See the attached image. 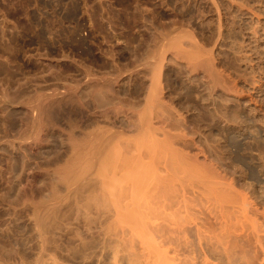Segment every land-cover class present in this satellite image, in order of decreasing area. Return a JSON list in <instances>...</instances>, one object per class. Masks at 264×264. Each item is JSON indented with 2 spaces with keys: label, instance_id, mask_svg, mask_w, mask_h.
<instances>
[{
  "label": "bare ground",
  "instance_id": "1",
  "mask_svg": "<svg viewBox=\"0 0 264 264\" xmlns=\"http://www.w3.org/2000/svg\"><path fill=\"white\" fill-rule=\"evenodd\" d=\"M114 1L63 0L44 19L27 2V25L0 29V264H264V206L240 171L259 168L241 150L260 138L248 114L264 124V57L260 75L245 65L230 8L251 15V40L264 15L206 0L196 35L175 0ZM26 30L41 41L20 61ZM143 32L161 44L139 52ZM43 69L47 89L31 84Z\"/></svg>",
  "mask_w": 264,
  "mask_h": 264
},
{
  "label": "rangeland",
  "instance_id": "2",
  "mask_svg": "<svg viewBox=\"0 0 264 264\" xmlns=\"http://www.w3.org/2000/svg\"><path fill=\"white\" fill-rule=\"evenodd\" d=\"M10 1H11V3H10ZM19 2H17V0L14 2L13 0H2V2H1V0H0V29L2 28V27H4V25H6L7 23H6V21L8 20L9 21V23H10V21H11V23H12V21H14L15 22V24L17 25V23L19 24V22L18 21H22V22H24V23H20L19 25H23V24H25V25H27V21H25L27 18L25 17V15H26V13H24L25 11H23V13L25 14H23L22 13V10L23 9H25V7H27V8H29L30 6H32L31 7V10L32 11H34L35 12V10H36V15H39L40 13H41V11H39V8H43V10L45 11L46 10V7L48 6V7H50L51 8V5H52V8H57V7H59L60 5H63V0H59V4H58V2H56V1H58V0H35V2H34V0H18ZM24 1H25V3H24ZM39 3V5H41L40 7H38L39 5H38V3ZM61 1H62V4H61ZM80 1V3L82 2V0H79ZM124 1V2H123ZM130 1V2H129ZM134 1H136V0H134ZM138 1H141L142 2V0H138ZM147 1H150V3H153V1H155L156 2V0H153L152 2H151V0H143V2H144V4H145V2H146V4L147 3H149V2H147ZM176 2L175 3H177V6L178 7H180V8H178V10H180L179 11V17H178V19H177V21H178V25H177V27L178 28H180V29H188V30H190V31H192V32H194L196 35H202L203 33H206V32H208L209 31V23H210V17L212 18V16H213V13H212V11H211V8L209 7V5H208V3H206L207 1L206 0H175ZM221 2H225V0L223 1V0H220ZM3 2H5V3H3ZM17 2V3H16ZM21 2H22V4L24 5H21ZM27 2H30V3H28V4H30V6H28V4H27ZM31 2H33V3H35V4H32ZM42 2V4H40ZM45 2H47V3H45ZM66 2V1H65ZM117 2V1H116ZM115 1H114V3L115 4H117V3H119V2H121V3H127V4H129V3H132L133 1L132 0H122V1H118L117 3H116ZM129 2V3H128ZM142 2V3H143ZM245 2L248 4V6L250 7V8H254L255 10H257V11H259L260 13H262L263 15H264V0H245ZM3 3V4H2ZM10 4V6L12 7H10L11 9V11L13 10L14 11V13H13V11L11 12V13H9V6H7V5H9ZM179 3V4H178ZM5 4H7V5H5ZM12 4V5H11ZM20 4V5H19ZM32 4V5H31ZM37 4V5H36ZM58 4V5H57ZM15 5V6H14ZM34 5V6H33ZM54 5V6H53ZM187 5H189L190 7H191V11H190V13H186L185 14V17L184 18H182L181 17V9H183L182 7H185V6ZM19 6V7H18ZM21 6L23 7V9L21 8ZM8 7V8H7ZM16 7H18V11L17 10H15L16 9ZM33 7H35V8H33ZM36 7H38L37 9H36ZM48 7H47V10L46 11H48L49 12V9H48ZM4 8H7L6 10L4 9ZM15 8V9H14ZM236 8V9H235ZM20 9H22L21 11H19ZM159 9H160V11H161V13L163 14H167V12L169 11L168 9H166V8H164V7H159ZM233 9V10H232ZM6 11H8V13L6 12ZM38 11H39V13H38ZM210 11V12H209ZM230 11L233 13V15L236 17V22L237 23H239V22H241V21H244L245 23H247V24H245V31L244 32H242V33H239V37H238V43H239V45L241 46V47H243V57H245L244 59V63L245 62H247V60H248V62L247 63H245V65L248 67V65L249 66H252V70H253V68H255V72H256V75H260L259 73H260V71H259V68H258V66H259V62H261V59H259V58H257V55L255 54V48L257 47V46H260V49L262 48V50H260L261 51V56H260V58H263L264 57V18L263 19H261V24L260 25H258V27L256 26V28H257V32H258V34L256 35V38L255 39H250V37L248 36V33H250L251 32V30L249 29V27H250V25H251V15L250 14H248V12H246L245 10H240V9H238L237 7H234V8H230ZM19 12H21V13H19ZM16 13H17V15H16ZM19 14H20V16H19ZM42 14V13H41ZM40 14V15H41ZM211 14H212V16H211ZM46 16H47V14H45ZM44 14H42V18L45 16ZM19 18H18V17ZM21 16H24V18H26V19H24L23 20V17H21ZM46 16L44 17V18H46ZM17 17V18H16ZM48 17H49V15H48ZM57 17V16H56ZM81 18V21H82V16H80ZM238 17V18H237ZM13 19V20H11V19ZM16 18V19H15ZM43 18V19H44ZM58 18V17H57ZM54 19V20H60L61 19V17L59 16V19ZM10 19V20H9ZM238 19V20H237ZM242 19V20H241ZM250 20V21H249ZM14 22L12 23V24H14ZM60 22H61V20L59 21V23H57V24H60ZM7 24L6 26H10V25H12L11 23L10 24ZM84 24H86V22L84 21L83 22ZM4 24V25H3ZM14 24V25H15ZM159 25V29L161 30V31H164L165 33L167 32H170L169 30H168V27H164V23L162 22L161 24H158ZM86 26L87 27H84V30L86 31L88 28H89V26L86 24ZM262 26V27H261ZM261 28V29H260ZM167 29V30H166ZM83 30V31H84ZM88 30H90V28L88 29ZM86 31V33H85V31L83 32V35L85 36V37H87L88 39H92V41L95 39L96 40V38H95V35H93V33H92V31L90 30V31ZM207 30V31H206ZM250 30V31H249ZM27 31V32H26ZM26 31H24L25 33H22V35H20V36H22V38H20V37H18L17 38V44H18V46L20 45V53L18 54V59L20 60V61H24L25 59V55L24 54H26L25 53V50L24 49H29L30 51H32V52H34V50L38 47V45H39V42L38 41H41L40 40V35L38 36L36 33L34 34V32L32 33V31L30 32V30H26ZM260 31V32H259ZM27 33V35H25ZM91 34V38H90V34ZM143 33H145L144 34V42H143V44L141 43V46H140V48L139 49H142V50H139V52H144V51H149V50H152V49H154V48H157L160 44H161V41H160V39L159 38H157V36L156 37H152L149 33H146V32H143ZM0 35H1V30H0ZM36 35V36H35ZM46 35H48V34H46ZM244 35V36H243ZM23 37H24V39H23ZM38 37V38H37ZM26 38V39H25ZM45 38H46V36H45ZM47 38H50V35H48V37ZM58 38V37H57ZM21 39V40H20ZM38 41H37V40ZM260 39V40H259ZM18 40H19V42H18ZM27 40V41H26ZM28 40H30V41H28ZM31 40H33L32 42H31ZM34 40H36L37 42H38V44H36L37 42L36 41H34ZM94 40V41H95ZM146 40V41H145ZM247 40H249V41H247ZM25 42V43H24ZM29 42H31L32 43V46H28L30 43ZM22 43V44H21ZM33 43H34V45H33ZM260 43V44H259ZM242 44V45H241ZM22 45H24L23 47H26V48H21V46ZM37 45V46H36ZM143 46V47H142ZM32 47V48H31ZM250 47V48H249ZM35 48V49H34ZM144 48V49H143ZM251 48H252V50H251ZM223 50H226L227 48H222ZM22 50H24V51H22ZM24 53V54H23ZM246 53V54H245ZM250 53H251V55H250ZM97 54V53H96ZM93 55H95V51H94V54ZM92 55V56H93ZM245 55V56H244ZM247 56H249L248 58H247ZM252 56H254V57H252ZM252 58V65H251V63L249 62L250 61V59ZM24 59V60H23ZM253 59L255 60L254 62H253ZM258 60V61H257ZM257 64V65H256ZM254 66V67H253ZM257 67V68H256ZM249 68V67H248ZM38 71V73L36 72V75L35 76H37L38 75V77H35V76H33L35 79H33V77L32 76H30L31 77V84L33 83L32 81H34V83L35 82H37L38 84H40V85H43V86H41V87H46V89H47V85H45L46 84V82H47V84H48V86L51 84V78H50V76H49V74L46 76V70L45 69H43V70H37ZM44 73L45 74V76H42L41 75V73ZM39 73H40V75H39ZM42 73V74H43ZM258 73V74H257ZM43 74V75H44ZM49 76V77H48ZM42 77V78H41ZM45 77H46V79H45ZM48 77V78H47ZM39 78H41L44 82H45V84L44 83H39L38 81H40V82H43L42 80H39ZM50 78V80H48ZM45 79V80H44ZM36 80H38V81H36ZM0 89H1V84H3L2 82V77H0ZM50 81V82H49ZM14 84V85H13ZM12 85H10L12 88H13V90H10L11 92H17V90H20L22 87H20V85H18V84H16V83H13ZM33 85V84H32ZM14 86L16 87V89L14 88ZM18 88V89H17ZM30 88V90H28ZM23 90H25V92L26 93H31V95H33L34 96V94H36V88L34 87V88H32L31 89V86H27L26 87V89L25 88H22ZM33 89H34V91H33ZM43 89V88H42ZM46 89H43V90H45L44 92H46ZM16 90V91H15ZM22 91V90H21ZM248 120L252 123V124H254V128L255 129H257L258 130V132L260 133V138L259 137H254L253 135H250L246 140H244L243 142H242V150H241V156L243 157V158H245L246 159V161L248 162V164L249 165H251V166H256V167H259L258 168V170H240L241 171V173L244 175V177H245V181H246V183H248V184H250L251 186H253L254 187V189H255V191H256V197H258V200L263 204V206H264V170H262L261 168H260V163H261V157L259 156V154H258V151L256 150L257 149V146L258 145H264V124L262 125L261 123H258V122H256L255 121V119H253V117H250V115L248 114ZM251 118V119H250ZM253 121V122H252ZM255 121V122H254ZM1 136V135H0ZM259 164V165H258ZM253 173V174H252Z\"/></svg>",
  "mask_w": 264,
  "mask_h": 264
}]
</instances>
